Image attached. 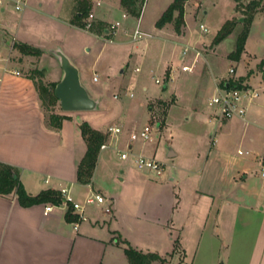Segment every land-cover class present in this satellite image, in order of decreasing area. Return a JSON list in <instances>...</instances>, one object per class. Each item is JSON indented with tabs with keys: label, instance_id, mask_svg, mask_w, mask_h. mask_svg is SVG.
Masks as SVG:
<instances>
[{
	"label": "crops",
	"instance_id": "1",
	"mask_svg": "<svg viewBox=\"0 0 264 264\" xmlns=\"http://www.w3.org/2000/svg\"><path fill=\"white\" fill-rule=\"evenodd\" d=\"M89 1L91 12L94 6L93 2ZM25 2L22 8L16 9L12 5L14 0H2L0 12L4 13L12 7L22 10L27 6V0ZM67 3L65 22L79 27L71 22L76 12L74 3L72 0ZM97 5H100L102 10L99 15L95 12L96 18L93 22L103 21L108 27L116 21L120 22L116 29H112L113 33H95L97 36L113 41V36L122 23L124 34H129L128 25L132 24V15L125 13L120 0L118 12L121 16L115 22L105 17L116 16L118 13L114 12V8L99 1ZM169 24L154 28L162 34L158 37L144 33L137 27L136 29L144 35L134 39L132 34L129 42L137 45L141 40L156 38V42L146 43L147 47L141 53V62L143 65L147 64L148 73H152L154 79H162L163 75L168 78L163 87H166L167 81L173 82V100L169 104L165 103L168 105L167 116L172 105H184L192 111H203L204 120L215 127L214 132L209 134V146L201 169L198 170L200 180L198 187L193 186L191 189L189 206L181 210V198L175 200L174 192L161 195L152 182L151 192L141 197L142 204L155 201L160 206L163 201V208L156 213L134 207L137 196L121 184L125 175L118 178L117 181L121 182H116L117 168L106 161L104 150L109 147L111 141L127 140L129 152L132 151L133 142L138 138H130L131 133L137 132L133 126L120 135V126L109 125L118 126L120 131L109 133V141H106L107 146L100 148L90 181H77V165L86 151V142L79 127V113L95 109L98 101L93 98L96 104L92 109L63 110L57 98L58 107L54 105L52 110L46 111L34 79L28 75L29 67L24 68L10 57L14 42H24L40 48L27 37L12 35L7 41L6 27L0 24V56H9L8 67L19 71V74H14L0 68V160L19 168L20 180L30 194H36L46 188L60 191L65 188L75 201L84 199L91 191L106 198L101 203L85 204V219L77 221L76 218H67L68 204H53L51 209L46 211L50 203L23 206L15 195H0V264H129L124 252V241L142 251L159 253L164 250L167 255H160L168 257L174 248V234L180 236L182 232L191 235L207 233L208 242L217 247L220 243L218 231L224 230L226 223L223 209L225 205L231 206L233 217H239L241 209L248 211L251 216H257L247 264H264V92L248 104L244 116L234 115L220 119L218 107L209 104V98L214 94L219 79L227 73L230 66L234 67V75L246 85L264 88V79L257 77L255 69L249 65L250 57L245 48V54L240 55L236 64H230L224 72L210 68L207 52L202 47H196L200 50V55L196 56L194 63L193 51L187 57L188 61L183 63H192L191 71L180 70L179 67L173 66L171 61L165 65V42L170 41L165 36L174 33L176 39H182L186 37L187 30L185 18L180 34L172 31V24ZM173 44L182 46V43L176 40H173ZM41 51V55L46 52L43 49ZM51 53L54 58L53 69L57 76L51 78L43 66L44 74L48 82L57 83L63 70L58 57ZM70 61L72 62L71 59ZM238 64H243L242 72L238 71ZM138 71L141 72L142 68L139 67ZM156 71L162 76L156 75ZM78 75L80 79L79 69ZM144 89L147 87L144 86ZM158 100L161 103L166 102L163 98ZM51 112L67 116L62 119L60 127L48 123V114ZM193 122L198 123L195 118ZM108 127L94 128L108 133ZM188 127L187 132L194 139L195 126L192 124L189 129ZM174 155V151H169V156ZM199 155L200 151L197 150L194 157ZM125 169L122 171L124 174ZM162 172L157 175L160 176ZM83 199L80 202H83ZM218 203H221L222 209ZM233 230H236L235 226ZM196 240L199 241L198 237ZM189 241L188 237L185 240H176L178 250L170 258V264H181L182 243L186 248Z\"/></svg>",
	"mask_w": 264,
	"mask_h": 264
},
{
	"label": "rangeland",
	"instance_id": "2",
	"mask_svg": "<svg viewBox=\"0 0 264 264\" xmlns=\"http://www.w3.org/2000/svg\"><path fill=\"white\" fill-rule=\"evenodd\" d=\"M91 1L95 11H91L92 17L87 16L89 21L95 20V12L99 15L102 10V7L97 5L98 1L114 8V12L118 13L116 16L105 14L110 21L115 22L121 16L118 12L119 0ZM172 1L143 0L140 16L138 18L131 16L132 24L128 25L129 34H124L122 23L113 36V41L102 39L92 30L87 31L65 22L67 20L65 4H68V0H27V6L22 10H15L12 7L4 13L0 12V24L6 27L7 41L12 35L19 38L27 37L40 50L47 52L43 55H41L42 51L24 55L16 48L11 51V59L22 64L24 68L29 67L28 73L38 78V74L32 71L35 68L39 69L43 72L42 80L48 83L44 66L51 78L56 77L51 53L55 54L56 50L66 54L79 69L82 86L98 101L95 109L79 113L81 121H86L91 127L102 129L109 125H118L122 129L120 135L126 133L130 126H133L137 132L145 125L150 126V139L143 140L138 137L133 142L132 151L128 153L127 158L120 156V153L128 148L127 140L123 139L111 141L104 153L106 161L117 168L116 182H121L117 181L118 178L125 175V180L121 184L137 196L138 200L135 201L134 207L151 213L163 208V201L160 202V206L155 201L142 204L141 196L151 192L152 182L161 195L174 192L175 200L181 198L179 204L181 210L189 206L191 189L193 186L198 187L200 180L198 170L201 169L202 160L209 146V134L214 132L215 127L204 120L203 111H192L184 105H172L167 116L168 105L161 103L158 98L165 99V103L168 104L172 102L173 82L167 81L166 87H163L164 81L168 78L156 71V75L162 76L161 85L157 84L151 76L152 73H148L147 64L143 65L141 62V53L144 48L146 49V43H154L155 37L162 36L155 31L154 28L158 27L155 22ZM12 5L14 6V3ZM184 18L187 24L186 37L176 39L174 33L165 36L166 39H170L165 42L167 45L163 54L165 65L171 61L173 66L183 70V63L188 61L187 57L192 52L183 56L181 54L183 44L202 47L207 52L206 56L212 70L218 69L224 72L230 64H236L240 56L233 58L231 53L244 27V17L241 11L235 9L234 0H186L183 4V20ZM232 18L236 19L232 31L223 38L217 39L222 25ZM168 23L172 24V31L176 34L181 33L175 30L172 22ZM200 24H203L208 31L202 32ZM183 26L184 23L181 28ZM137 27L142 32L155 37L152 36L153 38L146 39L147 41L141 40L137 45L130 43V36ZM173 40L180 41L182 46H175ZM244 48L250 57L249 65L255 69L256 76L264 79L262 75L264 73V11L254 13ZM243 52L244 49L240 55L245 54ZM136 66L142 68V71H135ZM238 71H243V64H238ZM94 76L97 77L96 80L93 79ZM144 86L147 89H144ZM204 100L205 98L203 102ZM55 107H58V102L55 103ZM193 118L198 123L193 122ZM192 124L193 127L195 126L194 139L187 132V126L190 127ZM109 136L110 134L107 133V142ZM197 150L200 151V155L194 157ZM169 151H174L176 155L169 156ZM138 153L162 162V174L158 176L153 170L138 168L134 162V154ZM124 168L127 169L125 174L122 172ZM79 199L81 201L83 198ZM218 204L222 209L221 203ZM230 208L231 206L226 205L223 207L226 223L224 230L218 231L220 243L217 247L208 242L207 233L191 235L182 232L180 236L174 234L173 243L177 239L185 240L187 237L190 239L186 248L182 243L181 264H247L257 216H251L248 211L241 209L239 217H233ZM228 214L230 217L227 216ZM233 226L236 228L235 231ZM160 251L157 253L167 255L164 250Z\"/></svg>",
	"mask_w": 264,
	"mask_h": 264
},
{
	"label": "trees",
	"instance_id": "3",
	"mask_svg": "<svg viewBox=\"0 0 264 264\" xmlns=\"http://www.w3.org/2000/svg\"><path fill=\"white\" fill-rule=\"evenodd\" d=\"M76 12L74 19L71 21L73 24L83 27L87 21V16L90 12L91 3L89 0H72ZM186 0H173L169 6L162 12L161 16L155 22V25L162 27L168 22L174 24V28L177 32L181 31V25H183V4ZM235 9L241 11L244 17V27L239 33L236 41V47L231 53L233 58H238L244 49V43L248 35L249 26L253 19L254 13L257 11H264V0H234ZM143 0H120V4L125 13L138 17L141 12ZM236 19H228L220 28L217 39H221L230 33L235 25ZM113 27H108L103 21L93 22L90 21L89 30L96 34H109V31ZM13 47L19 52L24 54L40 53L41 50L31 46L24 42H14ZM33 73L36 72L38 78H35L33 74L29 72V76L34 79V83L38 90V94L41 99L43 108L46 111L52 110L53 106L57 102V97L54 95L53 88L56 82L45 83L43 78V72L39 69H33ZM238 78V82H241ZM165 104V102H163ZM166 105V104H165ZM66 115L50 113L48 114V123L54 127H60L62 119L66 118ZM82 137L86 142V151L83 157L80 159L77 165V181L81 183H87L90 181L97 157L101 148V145L106 143L107 133L91 127L86 121L79 123ZM0 195H15L18 202L23 206H30L36 203H53L60 205L64 202L63 195L60 190L53 188H46L40 190L36 194H30L24 188L23 183L20 180L19 168L0 160ZM73 215V216H72ZM66 216L68 219H75L76 215L72 214L70 207H68ZM124 252L127 256L129 264H170V258L173 253L178 250L177 242L174 243L172 252L167 256H162L153 251H142L136 249L127 241H124ZM176 264H179L176 263Z\"/></svg>",
	"mask_w": 264,
	"mask_h": 264
},
{
	"label": "built area",
	"instance_id": "4",
	"mask_svg": "<svg viewBox=\"0 0 264 264\" xmlns=\"http://www.w3.org/2000/svg\"><path fill=\"white\" fill-rule=\"evenodd\" d=\"M2 0H0V3ZM25 0H14V6L16 9H20L25 5ZM125 15V14H123ZM89 17H92L93 14L89 13ZM120 24L119 21H116L112 27L118 26ZM85 29H89L90 21L87 19L86 23L83 26ZM200 30L202 32H207V28L200 24ZM114 30H110L109 33H113ZM144 34L136 29L133 33L134 39H139ZM190 51L194 52V58L192 63H194L196 56L200 55V50L195 46H191L189 44H184L181 50V54L183 56L187 55ZM10 60L9 56H0V68L5 71H10L14 74H19L17 69L9 68L8 62ZM191 64H183V70L191 71L193 65ZM136 71L139 70V67L134 68ZM94 80L97 79L96 76L93 77ZM155 82L159 85L162 83V79L159 77L155 78ZM264 92V88L253 87L250 85H246L243 81L238 82V78L234 75V67L230 66L227 70V73L219 79V83L216 86L214 94L209 98V104L215 105L218 107V116L219 118H229L234 115L244 116L247 106L249 103L253 102L258 96ZM150 126L145 125L139 132L131 133L130 138L135 139L137 137L145 140L150 137ZM108 133H117L120 131L118 126H109L107 129ZM107 146V143L101 145L102 147ZM241 153V150L238 151ZM129 149L127 148L123 152L120 153L122 158H126L128 156ZM134 162L138 168L144 169L147 168L149 170L155 171L156 174H160L163 171V164L158 160L146 157L142 154H134ZM63 195L64 204H68L72 213L76 215V220L85 219L84 215V206L88 203L98 202L101 203L106 200V198L97 193L91 191L89 194L85 196L83 202L75 201L72 197L67 193V190L64 188L61 190ZM62 203V204H63ZM53 203H50L46 207V211L51 209ZM55 205V204H54ZM108 210V209H107Z\"/></svg>",
	"mask_w": 264,
	"mask_h": 264
},
{
	"label": "water",
	"instance_id": "5",
	"mask_svg": "<svg viewBox=\"0 0 264 264\" xmlns=\"http://www.w3.org/2000/svg\"><path fill=\"white\" fill-rule=\"evenodd\" d=\"M55 55L63 70L61 79L53 88L54 95L59 99L60 107L63 110L94 108L96 101L82 86L75 64L60 50H56Z\"/></svg>",
	"mask_w": 264,
	"mask_h": 264
}]
</instances>
